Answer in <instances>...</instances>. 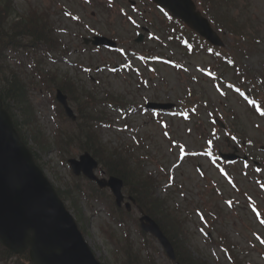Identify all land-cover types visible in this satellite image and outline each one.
Wrapping results in <instances>:
<instances>
[{
	"label": "rangeland",
	"instance_id": "obj_1",
	"mask_svg": "<svg viewBox=\"0 0 264 264\" xmlns=\"http://www.w3.org/2000/svg\"><path fill=\"white\" fill-rule=\"evenodd\" d=\"M12 2H14L16 14H12L9 21L17 19L18 15H25L29 9L34 8L36 11L42 12L48 9L51 3L50 0H12ZM71 6L73 7V5ZM120 6L129 12L125 2ZM75 10L80 12L81 17H85V15L89 17L91 12V10L82 7L75 8ZM204 15L217 22V26L213 24L212 26L217 32H221L218 34L224 40L225 50L227 46L235 43L236 39L228 33L225 26L228 19L224 22L220 18L222 15L237 16L238 25L246 29V41L242 45L245 46L246 53L241 54L240 57L242 65L251 75H255L257 80L262 75L264 77V0H234L230 4L218 3V5L211 6V11ZM147 17L155 25V28L164 21L169 25L168 19L155 11L147 14ZM111 21L113 25L110 26ZM51 22L55 24L53 20ZM92 22L100 24L101 27H105L104 22H106L107 36L121 39L125 45H120L123 51L144 50L150 47L154 50L153 55H160L167 59L171 57L173 61L181 62L185 67L178 70L173 64L169 66L153 62L154 64L147 69L141 61L137 60L138 62L133 67L135 68L133 73H143L142 78L146 82L142 84L134 74L125 73L124 68L117 73H113L111 70H100V66H107V63L112 66L123 64L119 56L122 53L121 51L113 53L104 49L102 51L83 45L81 36L85 35H83L80 26L71 27V32H68V35L58 33L55 37L61 45H65L69 49L66 55L63 53L64 49L61 48L50 53L37 52L32 56L23 51L17 53L14 50H7L4 54V61L0 62V82H3L4 77H9L11 73L16 72L20 80L29 85V99L33 104L39 124L45 135L52 141L55 139L54 130L58 125L62 129L71 130L72 127L59 110L57 112L61 119L58 120L55 117L52 101V95H55L53 87L55 85L52 82L45 85L39 76H33L31 65H36V63L41 73L49 71L55 73L58 78L67 75L78 87L94 90L100 98L107 92L127 103L136 105V107H142L150 101L156 103L174 102L180 105L193 92L196 98L192 101L199 109V113L192 121L183 120L177 116L167 119L170 126L168 129L170 140H175L178 144L188 150H194L196 153L208 141L212 144L214 151L231 152L226 145L225 133L214 128L212 124L213 118L218 117L227 124V132L233 145L239 146L245 141V146L248 145L245 153H250L253 157L264 161V153L257 149L258 146L264 147L262 123L254 115H251L241 99L227 88V84L234 79L233 71L223 68L218 71L222 75V82L212 83L209 79L200 78L196 71L197 66L202 69L205 66H211L216 71L213 58L211 60V57L205 55V52L200 55L184 56L182 51L173 49L174 45L169 44L168 47L163 48L154 40H147L142 46H136L133 42L136 30L129 26L126 20L116 18L114 15L94 16V20H91L90 23L92 24ZM153 31L159 38L160 32ZM255 85L257 84L255 83ZM104 110L100 109L104 120L101 119L102 123L97 127L100 140L106 146L118 148L131 145L135 147L136 156L143 157L142 165L145 172L154 173L160 183V188L157 190L159 198L167 200L171 208H179L178 214L185 221L187 239L194 255L204 257L212 264H231L218 246L219 236L224 235L236 246L235 252L240 262L243 264H264V227L262 223L253 219L245 206L242 195L237 191H231L225 184L226 191L223 193L232 200L238 199L240 203L238 206L236 203L233 204L232 209L224 206L223 197L221 198L214 192L218 176L214 173L216 169L210 160L205 156L198 155L194 160L182 159V164L178 166L177 148L170 146V142L166 140L163 130L155 123L151 113H144L141 110L139 112L130 111L129 107L119 110L107 106ZM162 119L166 122L164 117ZM255 124H258L260 128L256 129ZM204 140L206 141L204 142ZM27 141L32 145L30 137ZM232 144L230 142L229 146L232 147ZM79 154L81 153L74 146L73 149L62 155L57 148L46 153L36 152V158H38L46 178L55 188L63 192H70L67 196H78L79 206L86 221L84 226L88 235L85 237L95 256L103 264H119L122 259L119 247L125 232L131 236L132 243L130 242V244L137 250H143L141 236L129 220L138 218L139 213L133 207L129 217L121 218L120 213L113 217L114 220L109 217L105 209L106 205L96 200L92 185L82 178H74L68 168L67 159L78 158ZM198 164L202 166L204 174H206L204 179L196 173L195 168ZM237 167L234 171L237 176L235 180L250 187L247 189L253 200L264 205V199L258 196L262 189L255 181L263 172L255 173L250 170L248 173H251L253 183H249L240 172H237ZM97 175L100 176L99 171H97ZM103 191V197L108 200L110 192ZM73 202L66 200L69 212L76 220L79 216L75 213ZM240 208L245 210L246 217H243V212H238ZM201 214L210 218L211 229L206 227L201 230L203 223L200 218ZM125 219L127 220L123 227L119 224V220L124 221ZM207 233L211 235L210 240L207 239ZM256 236L261 238L258 239ZM148 243H150L148 252L153 255L157 264H170L157 242L149 241ZM9 264H14V262L11 261Z\"/></svg>",
	"mask_w": 264,
	"mask_h": 264
},
{
	"label": "water",
	"instance_id": "obj_2",
	"mask_svg": "<svg viewBox=\"0 0 264 264\" xmlns=\"http://www.w3.org/2000/svg\"><path fill=\"white\" fill-rule=\"evenodd\" d=\"M165 5L173 9L170 1ZM202 34L208 38L211 35L206 28ZM80 160L70 161L73 171L76 174L82 171L85 176L94 179L92 169L95 168V163L90 161L87 154ZM22 162L30 165L36 175L26 170ZM0 170L4 172V184L7 182V190L0 197V206L11 202L3 209V213L0 212L2 244L14 253L30 249V260L35 264H98L84 244L70 215L64 211L55 191H52L40 172L33 168L27 150L19 142L8 116L1 109ZM98 184L101 187L110 186L118 203L121 201V181L111 178L109 182L98 180ZM144 228L157 235L167 252H170L152 223L144 225Z\"/></svg>",
	"mask_w": 264,
	"mask_h": 264
},
{
	"label": "trees",
	"instance_id": "obj_3",
	"mask_svg": "<svg viewBox=\"0 0 264 264\" xmlns=\"http://www.w3.org/2000/svg\"><path fill=\"white\" fill-rule=\"evenodd\" d=\"M0 97L2 98L6 109L9 111V113H12L13 109V97L11 92H9L7 89L3 88L0 89ZM17 102L20 103L22 110H27V106L30 109L29 103L25 101L24 98L21 97L20 99H17ZM84 150H90L95 154V156L98 155L99 149H101L100 144H96V146L90 145V142L92 141L93 145L95 144V134L94 133H86L84 132ZM105 165L108 168L107 173L117 175L118 177H122L126 184L131 183V186L133 188L135 196H137L142 202L144 201L145 196H154L155 194V181L152 180L150 177H146L143 174H137L136 171L132 168L131 165V156L127 155L123 151L119 150H114L112 153L108 154V159L105 160ZM153 203L155 202L158 205V201L154 200L152 201ZM147 206V205H146ZM148 207V206H147ZM151 210L154 211V213L159 214V209L156 206H152L150 208ZM128 252L126 251V254ZM178 263L179 264H201L199 263L196 259L194 260L192 256H190L189 253H187L184 249L180 250L178 252ZM127 256V255H126ZM9 257V258H7ZM10 256L8 253H6L4 250L0 248V260H9ZM134 261L136 264H153L152 261H149L147 263H144L139 255L134 254L133 260H127V263H130ZM203 264V263H202Z\"/></svg>",
	"mask_w": 264,
	"mask_h": 264
},
{
	"label": "bare ground",
	"instance_id": "obj_4",
	"mask_svg": "<svg viewBox=\"0 0 264 264\" xmlns=\"http://www.w3.org/2000/svg\"><path fill=\"white\" fill-rule=\"evenodd\" d=\"M20 166V165H19ZM4 179H5V176H4V172L0 170V188H4L3 190H0V197H2L4 194H3V191L4 190H7V182L6 184H4ZM8 197V196H7ZM11 203V202H10ZM9 202L6 203V207L8 206V204H10Z\"/></svg>",
	"mask_w": 264,
	"mask_h": 264
}]
</instances>
